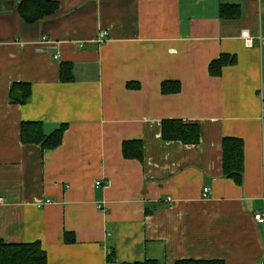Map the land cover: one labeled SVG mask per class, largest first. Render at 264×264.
<instances>
[{
  "label": "crops",
  "instance_id": "1",
  "mask_svg": "<svg viewBox=\"0 0 264 264\" xmlns=\"http://www.w3.org/2000/svg\"><path fill=\"white\" fill-rule=\"evenodd\" d=\"M20 1L0 0V239L39 241L48 264H264V0H48L57 12L33 24ZM223 54L236 63L211 76ZM17 83L26 105L10 102ZM164 120L197 124L200 142L165 141ZM23 122L66 125L61 146L23 143ZM227 137L244 141L241 185L224 175ZM131 140L144 162L123 156Z\"/></svg>",
  "mask_w": 264,
  "mask_h": 264
},
{
  "label": "trees",
  "instance_id": "2",
  "mask_svg": "<svg viewBox=\"0 0 264 264\" xmlns=\"http://www.w3.org/2000/svg\"><path fill=\"white\" fill-rule=\"evenodd\" d=\"M58 4L48 0H21L18 11L27 24L39 22L47 16L55 14ZM241 11L237 5H223L220 15L223 18L237 19ZM236 56L221 55L209 65L211 76L218 77L223 67L236 63ZM62 81L72 82L73 66L69 63L62 65ZM129 88H138V85L128 84ZM163 94H177L181 91L178 81H164L161 85ZM32 87L28 83H17L10 90V102L17 105H26L31 101ZM66 125H62L50 135H45L39 122H23L21 126V140L25 144H35L43 150H55L63 142ZM162 138L168 142H181L184 145H196L200 142V127L197 124L184 123L180 120H164L162 122ZM123 156L144 162L143 143L138 140L125 141L122 145ZM223 169L227 178L233 179L237 184L243 183L244 177V141L240 138L227 137L223 140ZM75 238L70 234L65 235L66 243H73ZM108 260L116 263L115 252L111 250ZM0 264H48L46 251L41 243L9 244L0 239ZM125 264H159L155 260ZM175 264H225L222 260H178Z\"/></svg>",
  "mask_w": 264,
  "mask_h": 264
},
{
  "label": "built area",
  "instance_id": "3",
  "mask_svg": "<svg viewBox=\"0 0 264 264\" xmlns=\"http://www.w3.org/2000/svg\"><path fill=\"white\" fill-rule=\"evenodd\" d=\"M107 37H108V32L107 31H101L97 37V41L100 43H103L106 41ZM242 38H243L245 45L247 47H249V48L254 47V40L248 31H242ZM59 58H60L59 55L55 56V59H59ZM262 117L264 119V104H263V115H262ZM101 185H102L101 183H97L98 187H100ZM208 193H209V189L208 188L204 189V196H207ZM169 201H171V199H169ZM0 202H3V199H0ZM255 219L260 224H264V213L256 214Z\"/></svg>",
  "mask_w": 264,
  "mask_h": 264
}]
</instances>
